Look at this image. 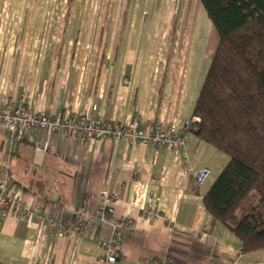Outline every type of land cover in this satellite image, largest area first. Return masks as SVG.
<instances>
[{
  "label": "crops",
  "instance_id": "1",
  "mask_svg": "<svg viewBox=\"0 0 264 264\" xmlns=\"http://www.w3.org/2000/svg\"><path fill=\"white\" fill-rule=\"evenodd\" d=\"M176 4L133 0L115 4L118 13L99 21L107 9L102 1L86 5L98 18L80 20L29 18L31 6L27 18L19 19L15 3L1 1L0 97L17 107L27 104L34 113L95 115L116 125L138 122L144 130L159 125L183 135L219 39L209 22L214 51L207 63L188 40L174 43ZM125 11L134 13L122 20ZM164 11L172 18H165L170 35L160 49L164 42L154 33L153 18ZM45 144L48 151L40 152ZM229 163L225 153L193 134L184 151L170 152L126 141L71 142L58 134L26 133L13 140L0 128V177L9 176L11 197L31 213L29 219L0 223V264H97L111 224L121 220L131 227L116 264H264V250L244 253L243 243L206 208V197ZM202 169L211 175L198 187L195 174ZM104 192L118 201L110 223L101 225L99 204L85 202ZM47 216L67 225L89 216L100 228L76 239L58 237L43 223Z\"/></svg>",
  "mask_w": 264,
  "mask_h": 264
},
{
  "label": "trees",
  "instance_id": "2",
  "mask_svg": "<svg viewBox=\"0 0 264 264\" xmlns=\"http://www.w3.org/2000/svg\"><path fill=\"white\" fill-rule=\"evenodd\" d=\"M219 44L189 132L230 158L205 204L213 220L264 250V0H199Z\"/></svg>",
  "mask_w": 264,
  "mask_h": 264
},
{
  "label": "built area",
  "instance_id": "3",
  "mask_svg": "<svg viewBox=\"0 0 264 264\" xmlns=\"http://www.w3.org/2000/svg\"><path fill=\"white\" fill-rule=\"evenodd\" d=\"M24 102H26L24 100ZM97 107L92 108L95 113ZM197 119H193L186 125L183 135H177L173 129H165L159 125L144 130L138 122H131L126 125H116L108 122L104 117L99 116H67L65 114L52 116L50 114L40 112L34 113L29 110L26 105L14 106L9 101L0 97V128H5L6 133L16 140L26 133L46 134L52 136L55 134L67 136L71 142L94 140H109L114 143L126 141L130 144L140 146H150L154 149L166 148L170 152L184 151L189 137L190 126L197 123ZM40 152L46 153L48 145H44L38 149ZM8 169V167L6 168ZM211 171L202 169L195 174V182L201 187L210 177ZM137 186H141L140 182ZM12 181L9 176L0 177V223L8 219L23 220L31 217L30 211L21 203L15 202L11 197ZM118 201V197L109 192H104L101 196H90L86 199L85 205L97 203L99 204L98 222L101 225L109 224L114 215V204ZM135 206V204H133ZM43 223H47L48 227L58 236L71 239L79 238L87 230H97L99 224L88 217H81L72 225L58 222L50 216L45 217ZM112 234L104 240L101 248L104 251L97 264H116L119 258V250L122 245L125 233L131 227V222L121 220L111 224ZM177 230V226H174Z\"/></svg>",
  "mask_w": 264,
  "mask_h": 264
},
{
  "label": "rangeland",
  "instance_id": "4",
  "mask_svg": "<svg viewBox=\"0 0 264 264\" xmlns=\"http://www.w3.org/2000/svg\"><path fill=\"white\" fill-rule=\"evenodd\" d=\"M4 1V0H0ZM11 1V0H9ZM15 3V9H16V14L19 19L21 18H27V10L29 6L33 7V10L30 12L29 18H40V19H50L52 20L53 18H62V19H73V20H80V19H91V18H98L95 14L90 16L89 11H86V5H90L93 3H99L100 1L106 3L107 9L105 12L102 13L101 16H99V21L104 20V19H110L113 18L115 14L118 13L117 10L114 9V6L117 5H122V4H129L132 3L131 0H12ZM73 1L74 8L70 10L68 4ZM50 5V7H48ZM75 5H78L81 7L77 8L75 10ZM30 7V8H31ZM58 7V8H57ZM180 7L181 12H180ZM37 8V9H36ZM48 8V9H47ZM69 8V9H68ZM58 9V10H57ZM202 7L199 3L198 0H177V4L175 5L174 8V22L177 18L180 19V22L176 24L175 28V42L177 43L179 40L181 42L188 40L189 46L192 48H196L193 53L199 52L200 55V62L203 61V63L209 62L210 58L208 57V54L212 53L213 50V38H212V28L211 25L208 21L207 16L205 17L204 14L206 15L205 11L203 10L204 14L202 15ZM149 12V11H148ZM145 12V15H148L149 13ZM134 12H121L120 13V18L124 20L125 18H128V14L132 16ZM158 13V12H157ZM181 15L179 16V14ZM168 12L164 11V14L161 12V15L158 17L159 14H157L153 18L155 19L157 24L154 29V33L157 36V38L163 40L164 43L160 44L158 43V48L160 49H166L167 46V36L170 35V27L169 24L167 25V20L169 21V18H172V14L170 17L167 18ZM153 16V17H154ZM189 16V17H188ZM186 17H188V25L191 27L187 26L186 27ZM166 18V19H165ZM160 19V20H159ZM184 19V22L181 21ZM137 24L141 22V16L136 18ZM150 19H147L146 17V23L148 24ZM105 21V20H104ZM102 25L99 24L98 30H100V26ZM178 26V27H177ZM174 24L172 26L173 31L171 29V34L173 35L174 33ZM105 29V28H104ZM148 29L147 28V34H148ZM152 29V28H151ZM169 33V34H168ZM138 34V33H137ZM191 35V39H190ZM146 36V35H145ZM184 38V40L182 39ZM218 41V40H217ZM182 44V43H181ZM170 46H172L170 44ZM175 47V46H174ZM157 48V49H158ZM169 50L172 49L171 47L168 48Z\"/></svg>",
  "mask_w": 264,
  "mask_h": 264
}]
</instances>
